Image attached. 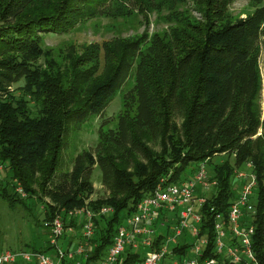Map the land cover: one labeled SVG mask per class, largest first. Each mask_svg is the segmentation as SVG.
I'll return each mask as SVG.
<instances>
[{"label":"trees","instance_id":"16d2710c","mask_svg":"<svg viewBox=\"0 0 264 264\" xmlns=\"http://www.w3.org/2000/svg\"><path fill=\"white\" fill-rule=\"evenodd\" d=\"M235 1L0 0V164L5 167L0 199L14 209L36 198L43 223L87 201L95 211L112 208L110 215L94 220L95 249L86 263L94 262L105 255L125 216L161 180L180 183L191 165L224 154L223 162L210 169L218 186L201 209V235L209 240L202 259L232 264L213 252L212 224L217 214L227 218L236 200L235 170L251 163L255 214L243 221L254 227L251 248L264 264V152L256 104L264 5L249 0L254 11L243 19L232 14ZM150 16L161 30L149 32ZM102 19L109 21L107 33L118 35L100 42L45 44L48 36L70 35ZM139 19L145 22L142 33L120 34L121 27L136 31ZM124 88L115 127L101 128L94 150L78 154L72 169L58 175L72 130L103 113ZM94 167L107 196L90 201ZM13 180L26 198L14 193ZM79 242L77 226L61 246ZM36 247L29 243L19 251H51L47 241ZM187 249L176 250L184 255ZM138 259L133 255L128 263Z\"/></svg>","mask_w":264,"mask_h":264},{"label":"built area","instance_id":"2783aa9c","mask_svg":"<svg viewBox=\"0 0 264 264\" xmlns=\"http://www.w3.org/2000/svg\"><path fill=\"white\" fill-rule=\"evenodd\" d=\"M207 163L208 160L199 162L193 176L180 183L170 184L168 179L161 180L152 194L125 216L105 255L94 262L86 263L95 249L92 243L96 232L94 220L107 217L113 210L102 207L95 211L86 203L82 207L60 210L43 223L48 233L49 253L0 250V264H62L64 259L73 261L76 258H81V261L76 260L72 264H219L215 258L202 259L209 240L206 235H201V209L211 191L218 186L207 172ZM244 168L234 172V179L238 182L234 186L236 200L230 205L227 218L217 214L212 224L215 235L213 252L232 264H259L251 248L254 227L245 226L243 221L255 214L256 176L251 163H246ZM4 169L0 164V180ZM11 184L19 198H26L16 180ZM77 226L82 242L72 248H63V238L72 236ZM160 228H166L169 233L158 234ZM184 247H188L184 255L176 250ZM133 255L139 259L128 263Z\"/></svg>","mask_w":264,"mask_h":264},{"label":"rangeland","instance_id":"374dc122","mask_svg":"<svg viewBox=\"0 0 264 264\" xmlns=\"http://www.w3.org/2000/svg\"><path fill=\"white\" fill-rule=\"evenodd\" d=\"M262 4L264 5V0ZM231 11L232 14L240 15V18L245 19V14H251L254 9L250 7L249 0H236L231 5ZM154 19V16H150L148 29L150 33L163 28L162 24H155ZM139 21L142 25L138 26L139 23H135L134 26L138 27L136 31L121 27L120 34L122 36H129L132 34L134 35L135 33H142L145 29V22L143 19H139ZM107 22H109L107 19H102L99 24H96L95 26L93 24H89L88 27L77 30L70 35L48 36L45 38V44L47 46H56L68 39H71L79 44L85 42H100L104 39H110L118 35L116 32L107 33L108 31L105 30ZM258 49L257 65L259 68L261 82L256 104L259 106L261 114L258 135H261V133L263 134L261 138L262 150L264 152V39L260 40ZM131 85L132 81H129L126 85V89ZM12 87H14L15 90L18 89L17 86ZM124 91L125 88L123 91L121 90L119 94H116L103 113L97 116H89L86 121L82 122V124L77 127L78 129H76V131L72 130L62 147L61 162L57 172L58 175L72 169L73 160L78 154H81L84 151L94 150L95 145L97 144L98 132L101 128L103 130H107L115 127L117 115L121 111L122 93ZM177 122H179V120H177ZM225 157L226 156H224V154H219L218 157L212 158V160L207 163V172H209V175L211 173L210 169H212L215 165L222 163ZM196 168L197 164L191 165L185 171L184 179L191 178ZM240 170H245V168ZM2 179L4 178L2 177ZM90 180L93 185V193L89 200L96 201L97 199L105 198L107 196V192L101 184L100 171L95 167L92 169ZM235 183V186H237L238 182H236V180ZM44 200L48 203L50 202L48 198H45ZM41 210L44 211L41 204H39V200L34 197L26 201L25 206L17 205L14 209L8 208V205L0 199V248L19 250L24 245L29 243L34 244L35 247L37 246L36 248H38L40 244H46L48 233L45 232L43 227L38 228L36 225V219L38 218L40 220V224L43 223L42 217L39 215L40 212H42ZM131 211L132 209L130 210V213ZM168 233L169 232L166 228H160L158 230V234L166 235Z\"/></svg>","mask_w":264,"mask_h":264}]
</instances>
